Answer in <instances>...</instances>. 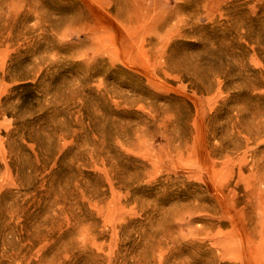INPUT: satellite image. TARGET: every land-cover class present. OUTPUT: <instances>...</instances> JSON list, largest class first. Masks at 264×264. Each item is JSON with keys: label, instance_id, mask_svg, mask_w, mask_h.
<instances>
[{"label": "rangeland", "instance_id": "obj_1", "mask_svg": "<svg viewBox=\"0 0 264 264\" xmlns=\"http://www.w3.org/2000/svg\"><path fill=\"white\" fill-rule=\"evenodd\" d=\"M0 264H264V0H0Z\"/></svg>", "mask_w": 264, "mask_h": 264}]
</instances>
